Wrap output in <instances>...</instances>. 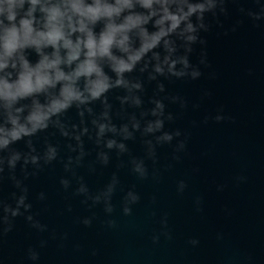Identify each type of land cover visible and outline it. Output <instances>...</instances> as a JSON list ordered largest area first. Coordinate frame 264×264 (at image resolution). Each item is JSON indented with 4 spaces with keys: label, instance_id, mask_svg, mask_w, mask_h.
I'll use <instances>...</instances> for the list:
<instances>
[{
    "label": "water",
    "instance_id": "95a60500",
    "mask_svg": "<svg viewBox=\"0 0 264 264\" xmlns=\"http://www.w3.org/2000/svg\"><path fill=\"white\" fill-rule=\"evenodd\" d=\"M262 6L264 0H225L224 13L206 14L208 30L199 32L204 43L198 40L189 54L199 77L166 72L150 80L151 65L144 72L137 65L125 76L141 89L115 88L106 94L107 108L96 100L82 106L92 109L83 117L75 106L60 116L68 137L50 122L47 130L0 148V217L8 218L0 221V264H264V14H247ZM26 56L37 60L32 50ZM93 120L116 131L98 137ZM73 124L78 134L87 128L80 145ZM108 139L124 150L106 147ZM48 145L57 155L45 163ZM14 152L20 159L10 167ZM31 155L36 163L25 162ZM138 165L147 173L143 178ZM129 193L139 199L124 214ZM21 196L19 215L3 211L4 205L16 208Z\"/></svg>",
    "mask_w": 264,
    "mask_h": 264
},
{
    "label": "clouds",
    "instance_id": "9594fccd",
    "mask_svg": "<svg viewBox=\"0 0 264 264\" xmlns=\"http://www.w3.org/2000/svg\"><path fill=\"white\" fill-rule=\"evenodd\" d=\"M224 4L225 0H0V108L3 110L0 148L47 130L50 122L62 136L68 137L69 132L60 116L75 106L83 117L85 110L91 113L92 109L82 106L96 100H101L107 108L106 94L112 89H141L138 80H129L125 76V73L136 71L137 65H140V72L151 65L150 80L164 76L166 72L168 77L177 79L199 77V68L189 60L192 45L198 40L204 43L199 32L208 30L206 14L216 17L217 12L224 13ZM247 14L258 19L264 14V6L260 12L249 11ZM149 23L152 30H149ZM157 49H161L163 55ZM180 49L182 53L174 56ZM27 50L36 54L34 63L27 58ZM200 62L204 63L203 56ZM177 64L181 66L179 69ZM105 68L114 74V79ZM157 86L161 91L164 88L163 84ZM21 100H30V103L16 106ZM134 102L139 104V98ZM156 107L162 109L163 105L156 101ZM101 115L108 118L107 111ZM53 117H56L55 121ZM215 119L222 117L217 115ZM92 123L97 127L98 137L106 129L116 131L114 125L97 120ZM161 123L156 120L155 127L160 128ZM71 127L72 138L80 145V135L87 132V128H80L78 134V126L73 124ZM133 127L138 125L133 124ZM122 130L130 135L126 125ZM146 130L151 132L153 125L149 123ZM175 135L179 136L180 132L176 130ZM172 138L169 133L163 136L166 141ZM27 143L31 148V141ZM113 145L124 150L123 143L117 144L114 139L106 141V147ZM183 146V142H179V148ZM56 155V148L48 145L45 163L51 162ZM101 156L106 162L107 156ZM19 159L18 152L12 153L9 166L14 167ZM29 159L36 163L38 157L26 156L25 162ZM136 171L140 172L141 178L147 175L139 165ZM67 183L61 180L64 187ZM183 186L181 182L180 188ZM43 195L40 193L41 199ZM129 197L122 209L124 214H130L129 205L139 199L131 193ZM24 199L21 196L17 200L16 208L4 205L3 211L12 217L19 215V205ZM24 207L29 209L30 204H24ZM106 211L112 212L113 207L108 206ZM26 218L33 226H40L31 215ZM7 219V216L0 217L5 223ZM83 222L88 224L89 220ZM32 258H36L35 254Z\"/></svg>",
    "mask_w": 264,
    "mask_h": 264
}]
</instances>
